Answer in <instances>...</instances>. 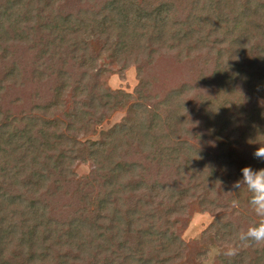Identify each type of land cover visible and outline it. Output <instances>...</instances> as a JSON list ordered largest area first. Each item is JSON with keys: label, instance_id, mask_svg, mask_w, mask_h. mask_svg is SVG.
<instances>
[{"label": "trees", "instance_id": "1", "mask_svg": "<svg viewBox=\"0 0 264 264\" xmlns=\"http://www.w3.org/2000/svg\"><path fill=\"white\" fill-rule=\"evenodd\" d=\"M261 146L264 0H0V264H264Z\"/></svg>", "mask_w": 264, "mask_h": 264}, {"label": "rangeland", "instance_id": "2", "mask_svg": "<svg viewBox=\"0 0 264 264\" xmlns=\"http://www.w3.org/2000/svg\"><path fill=\"white\" fill-rule=\"evenodd\" d=\"M100 65L102 67H107L111 69L108 71L105 80L108 85L113 89H124L128 92L134 91L135 87L139 82L137 75V69L134 64H131L126 70L120 68V66H113L110 59L106 58L100 60ZM125 110H120L116 112L108 122L104 124V127L112 125L114 122L119 121L125 115ZM91 168L90 162L82 163L78 166L77 172L80 175L86 174ZM213 220V215L209 212H198L194 211L189 218L188 226L183 232V238L187 241L198 240L205 229L208 228L209 224ZM220 249L216 243H212L208 246V252L202 257L201 263L203 264H219L217 260V255Z\"/></svg>", "mask_w": 264, "mask_h": 264}, {"label": "clouds", "instance_id": "3", "mask_svg": "<svg viewBox=\"0 0 264 264\" xmlns=\"http://www.w3.org/2000/svg\"><path fill=\"white\" fill-rule=\"evenodd\" d=\"M253 155L264 160V146L255 150ZM242 178L234 183V188L240 189L241 184L245 185L251 193L249 204L258 217L264 218V168L253 169L251 166H245L241 169ZM239 241H251L256 244H264V219H261L245 232L238 236ZM236 248L228 247L225 255H235Z\"/></svg>", "mask_w": 264, "mask_h": 264}]
</instances>
